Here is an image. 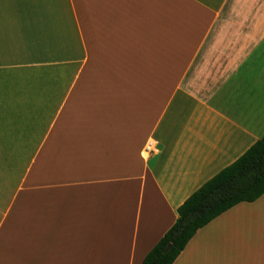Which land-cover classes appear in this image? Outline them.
I'll list each match as a JSON object with an SVG mask.
<instances>
[{"label": "crops", "instance_id": "crops-1", "mask_svg": "<svg viewBox=\"0 0 264 264\" xmlns=\"http://www.w3.org/2000/svg\"><path fill=\"white\" fill-rule=\"evenodd\" d=\"M264 136V0H0V264H143ZM264 252V195L174 264Z\"/></svg>", "mask_w": 264, "mask_h": 264}, {"label": "trees", "instance_id": "trees-1", "mask_svg": "<svg viewBox=\"0 0 264 264\" xmlns=\"http://www.w3.org/2000/svg\"><path fill=\"white\" fill-rule=\"evenodd\" d=\"M263 195L264 136L178 208L176 222L143 264H174L198 230L237 204L254 202Z\"/></svg>", "mask_w": 264, "mask_h": 264}, {"label": "rangeland", "instance_id": "rangeland-1", "mask_svg": "<svg viewBox=\"0 0 264 264\" xmlns=\"http://www.w3.org/2000/svg\"><path fill=\"white\" fill-rule=\"evenodd\" d=\"M195 264V263H192ZM234 264H264V252L262 254L258 253L257 256H254L250 259H245L243 262H236Z\"/></svg>", "mask_w": 264, "mask_h": 264}, {"label": "water", "instance_id": "water-1", "mask_svg": "<svg viewBox=\"0 0 264 264\" xmlns=\"http://www.w3.org/2000/svg\"><path fill=\"white\" fill-rule=\"evenodd\" d=\"M168 248H170V246Z\"/></svg>", "mask_w": 264, "mask_h": 264}]
</instances>
